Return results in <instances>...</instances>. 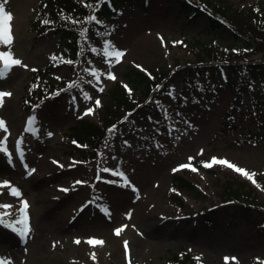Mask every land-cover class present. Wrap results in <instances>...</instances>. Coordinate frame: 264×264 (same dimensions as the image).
Wrapping results in <instances>:
<instances>
[{
	"label": "rangeland",
	"instance_id": "1",
	"mask_svg": "<svg viewBox=\"0 0 264 264\" xmlns=\"http://www.w3.org/2000/svg\"><path fill=\"white\" fill-rule=\"evenodd\" d=\"M0 2L12 16V43L0 44V53L21 61L0 79V92L11 94L0 104L7 127L0 129L7 148L0 152V184L7 181L21 195L0 187V204L11 205L0 213L19 219L26 201L30 228L21 242L17 232L0 227V261L174 264V256L186 255L194 264H225L226 257L228 264H264V142L251 136L259 123L242 87L211 79L219 64L264 63V34L256 47L232 43L227 30L210 39L205 17L186 16L176 1L135 0L77 58L88 73L81 89L25 110L21 99L33 85L30 72L50 62L54 76L71 71L57 57V36L32 28L39 0ZM207 2L238 14L261 9L264 0ZM197 41L213 46L217 58L199 55ZM105 42L108 51L124 53L118 63L105 55ZM160 71L167 73L147 95L128 77ZM116 84L139 104L110 120L100 107ZM81 120L84 135L77 143L73 128ZM101 121L99 136L93 123ZM213 158L254 176L250 180ZM175 176L189 183L187 189L176 188ZM235 193L256 206L223 202ZM118 228L123 230L116 235ZM89 239L104 243L92 246Z\"/></svg>",
	"mask_w": 264,
	"mask_h": 264
},
{
	"label": "trees",
	"instance_id": "2",
	"mask_svg": "<svg viewBox=\"0 0 264 264\" xmlns=\"http://www.w3.org/2000/svg\"><path fill=\"white\" fill-rule=\"evenodd\" d=\"M174 1L179 4L186 16L204 15L206 17L210 39L227 30L232 43L241 41L249 46L256 47L260 45L261 35L264 34V2L261 9L257 11L241 9L236 14L231 10L222 11L215 5L208 3L207 0ZM134 2L135 0H39L35 9L32 28L36 33L51 32L57 36L59 46L57 57L69 66L71 73L60 77L52 75L53 62H50L43 69L30 72L29 82H32L33 85L21 99L24 109L26 110L36 103L40 104L50 97H55L59 92L70 93L72 90L80 88L83 85L82 79L88 73L85 66H81L77 58L86 52L87 45L98 40V34L103 25L112 24L120 11L125 6L133 5ZM91 16H95L97 20L89 21L88 18ZM236 18H240V21H237ZM196 45L200 52L199 55L205 54L211 60L217 58L212 57L215 53L213 46L204 45V42L201 41H197ZM54 61H56V58ZM68 61H71V63H68ZM263 69L264 63L256 62L239 65L236 63L219 64L215 66L214 71L211 73V79L213 81L221 79L226 86H240L244 89L254 115L258 119L259 125H261L258 128V135L264 142V74L261 72ZM159 73V75H156L153 72L146 74L133 72L128 77L136 84L135 88H141L144 95H147L165 77L167 72L160 71ZM254 75H258V81L252 80ZM69 85L73 86L69 87ZM107 96L108 101L100 107V111L110 120L119 119L122 112L132 110L139 103L138 100L131 99L128 92L118 84L109 89ZM81 122L82 120L73 128L72 137L77 143L81 142L80 139L84 135L80 130L81 128H79ZM102 124H104L102 121L98 126L93 123L96 130L94 132L99 136L103 131ZM174 181L176 187L180 190L187 189L189 186V183L181 177L175 176ZM240 196L241 194H236L229 198L226 197L224 200L236 203L243 209L256 206L252 198L249 200V197H245L244 194H242V198ZM188 257L185 255L179 260L174 256V264H193L194 261Z\"/></svg>",
	"mask_w": 264,
	"mask_h": 264
},
{
	"label": "snow or ice",
	"instance_id": "3",
	"mask_svg": "<svg viewBox=\"0 0 264 264\" xmlns=\"http://www.w3.org/2000/svg\"><path fill=\"white\" fill-rule=\"evenodd\" d=\"M4 2H6V0H4ZM88 19H89V21L97 20V18L95 16H91ZM11 20H12L11 14H9L5 11L4 3L0 2V44H3L5 46H9L12 43V33H11V26H10ZM45 22H47V21H45ZM97 22H99V21H97ZM107 48H108V44H107V42H105V49H106L105 55L113 58L115 60V62L118 63L120 58L124 55V53L122 51L115 50V49L108 51ZM68 63H71V61H68ZM20 64H21V61L18 59H14L10 52L0 53V65H2V66H0V79L4 78L7 75V73L14 66H17ZM92 74L95 75L96 74L95 71H93ZM108 78L114 79V77L111 75V73L108 74ZM72 86L73 85H69V87H72ZM9 95H11V94L5 93V92H0V104H2L3 98L5 96H9ZM96 104H97V106H99L100 101L97 100ZM88 112L90 113L91 109H89ZM86 114H88V113H86ZM32 122L33 121H31V120L29 121L30 124ZM0 129L7 131L6 124L2 120H0ZM0 152H5V153L7 152V148L5 146L4 140H0ZM189 160H191V158H189ZM213 163H219L222 165H226L229 168H233L235 171L241 173L242 175L247 176L250 180L254 176V174H249L246 170L241 169V168L231 164L230 162H228L226 160H216V158H213ZM204 166L205 167H211L212 165L210 163H206ZM180 167L181 168L190 167V164L189 165H181ZM191 170L195 171L194 168ZM104 171H108V169H104ZM174 171H175V169H174ZM118 174L121 175V177L125 180V183H128L127 179L123 176L122 173H118ZM253 182H255V181H253ZM0 187L8 188L10 195H13L16 197H19L21 195L19 190L16 189L15 187H12L7 181H5L3 184H0ZM10 207H11V205H8V204H0V208H3V209H8ZM27 207H28L27 202L22 201V208L20 209V213H21L20 218L14 220V221L5 219L6 217H8L10 215V213H8L7 211L0 213V226H4V227L12 230L13 232H17L21 237H26L30 232V228L28 227V216L26 214ZM16 225H23V227L17 228ZM122 230H123V228L116 229L115 234L119 235ZM75 243L79 244L80 241L76 240ZM87 243L89 245L96 246V245H102L104 243V241L99 240V239H89L87 241ZM124 246H125V251L127 252V248H128V242L127 241L124 242ZM94 258H95V254H93V259ZM197 259H199V258H197ZM231 259L233 261H235L234 257ZM228 261H229V258L226 257L225 258V264H228ZM0 264H8V262L0 261Z\"/></svg>",
	"mask_w": 264,
	"mask_h": 264
},
{
	"label": "bare ground",
	"instance_id": "4",
	"mask_svg": "<svg viewBox=\"0 0 264 264\" xmlns=\"http://www.w3.org/2000/svg\"><path fill=\"white\" fill-rule=\"evenodd\" d=\"M16 220L15 218H13V221Z\"/></svg>",
	"mask_w": 264,
	"mask_h": 264
}]
</instances>
